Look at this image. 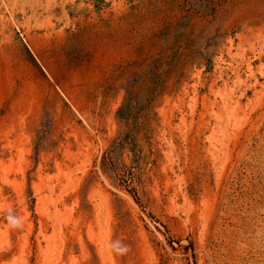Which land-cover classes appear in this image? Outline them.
<instances>
[{
    "label": "rangeland",
    "instance_id": "obj_1",
    "mask_svg": "<svg viewBox=\"0 0 264 264\" xmlns=\"http://www.w3.org/2000/svg\"><path fill=\"white\" fill-rule=\"evenodd\" d=\"M0 264H264V0H0Z\"/></svg>",
    "mask_w": 264,
    "mask_h": 264
},
{
    "label": "clouds",
    "instance_id": "obj_2",
    "mask_svg": "<svg viewBox=\"0 0 264 264\" xmlns=\"http://www.w3.org/2000/svg\"><path fill=\"white\" fill-rule=\"evenodd\" d=\"M8 222H9V225L11 227H14V228H19V227H22V225H23L22 218L18 217V216H15V215L9 216V221Z\"/></svg>",
    "mask_w": 264,
    "mask_h": 264
}]
</instances>
